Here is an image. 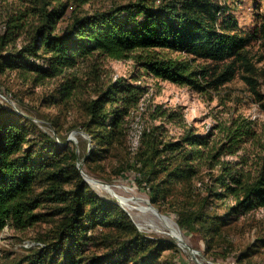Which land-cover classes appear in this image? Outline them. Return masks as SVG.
<instances>
[{"label":"trees","instance_id":"16d2710c","mask_svg":"<svg viewBox=\"0 0 264 264\" xmlns=\"http://www.w3.org/2000/svg\"><path fill=\"white\" fill-rule=\"evenodd\" d=\"M18 1L23 6L7 10L0 26V75L34 72L35 81L52 78L57 86L47 100L62 104L86 86L76 73L87 64L89 82L96 87L81 124L93 145L85 158L89 167L120 157L127 117L140 99V88L130 80L103 78L104 60L133 59L145 74L201 94L232 81L240 68L252 87L257 83L249 47L264 40V16L244 30L211 0L113 1L83 13L76 8L93 0ZM160 129L143 130L136 157L119 158L121 174L136 169L159 210L162 201L182 193L178 226L199 233L207 250L225 247L229 226L264 208V163L249 167L245 154L225 159L257 141L256 132L237 119L224 126L220 141L214 132L198 134L192 128L166 140ZM36 131L32 119L0 100V233L9 220L18 230L56 220L47 234L34 239L38 245L24 248L22 260L6 264H177L162 259L173 247L170 239L141 231L116 200L91 188L77 166L75 148L64 138L60 143ZM199 175L203 181L196 186ZM217 201L224 202L223 213ZM48 205L50 212L39 211Z\"/></svg>","mask_w":264,"mask_h":264},{"label":"rangeland","instance_id":"374dc122","mask_svg":"<svg viewBox=\"0 0 264 264\" xmlns=\"http://www.w3.org/2000/svg\"><path fill=\"white\" fill-rule=\"evenodd\" d=\"M113 1L128 0H93L81 8H76V4L72 3L71 10L76 8L79 13L93 12L95 9L108 7ZM242 2L233 15L240 28L248 30L258 18L264 16V5H260V0ZM18 6H23L18 0H0V26L6 11ZM249 50L255 67L254 76L257 78L254 87L243 78L241 74L245 71L240 68L232 81L203 94L188 86L145 74L133 59L104 60V79L122 76L140 88V99L127 117V142L126 147H121L120 157L130 160L136 157L143 142V130L151 125L160 126L166 140L178 139L186 130L192 128L198 134L214 132L216 140L220 141L224 136L221 133L224 126L237 119L249 122L258 139L250 141L239 154L229 155L225 159L235 161L240 154H245L250 161L249 167L254 168L255 164L264 163V109L261 107L259 95L253 89L256 88L264 100V40L253 42ZM88 70L89 67L85 64L76 73L82 81L87 82L86 86H81L62 104H52L47 100L57 86L56 80L45 78L35 81L34 72H6L0 75V100L20 115L32 119L37 128L36 132H47L60 143L65 139L75 148L79 155L77 166L91 188L105 199L116 200L130 214L141 231L151 236L170 239L173 247L163 253L162 259L172 260L177 264H264V208H256L241 215L229 226L227 247L215 246L207 250L199 233H188L178 226L176 207H181V202L185 199L182 193L176 192L173 197L162 201V208L159 210L152 203L150 191L145 182L141 181L136 169L121 174V168L118 167L120 157L99 160V165L93 164L92 167L86 164L85 158L93 145L81 124L86 118L85 104L96 94L94 82H89ZM132 76H135V79ZM159 112L173 114V117L161 116ZM29 137L32 138V135ZM124 144L122 141V145ZM202 181L199 175L194 184L200 186ZM103 184L116 188L119 197L106 191L101 186ZM197 190L195 189V192L199 193ZM124 198L133 199L130 208L122 205L120 199ZM140 198L147 203L140 202ZM223 203L217 201L220 213L225 210ZM147 207H152L157 213L165 216L167 222L159 219L157 214L149 211ZM51 208L52 205L43 206L39 211L50 212ZM53 220L52 217L25 230L16 229L9 220L0 233L1 261L6 264L8 261L15 263L22 260L27 251L20 245L28 239L42 238L52 228ZM192 252L196 255L193 256Z\"/></svg>","mask_w":264,"mask_h":264},{"label":"built area","instance_id":"2783aa9c","mask_svg":"<svg viewBox=\"0 0 264 264\" xmlns=\"http://www.w3.org/2000/svg\"><path fill=\"white\" fill-rule=\"evenodd\" d=\"M213 3L218 4L220 6V14H234L235 10L241 7V4L243 3L242 1L244 0H211ZM240 3V5H239ZM258 4V3H257ZM260 5L263 6L264 5V0H260ZM263 10V9H262ZM261 10V11H262ZM38 245V242L34 241V240H25L24 244L20 245L23 248H30V247H34ZM199 254V252H197ZM192 255L194 256L195 253L192 252ZM2 257V247L0 245V258ZM0 264H1V259H0Z\"/></svg>","mask_w":264,"mask_h":264},{"label":"bare ground","instance_id":"6f19581e","mask_svg":"<svg viewBox=\"0 0 264 264\" xmlns=\"http://www.w3.org/2000/svg\"><path fill=\"white\" fill-rule=\"evenodd\" d=\"M94 183H96L97 185H98V183L97 182H94ZM96 185V186H97ZM106 191H108L109 193H111L112 195H114V196H118V194H117V190H116V188L114 189L112 186H110V185H108V184H103V185H101ZM102 190V189H101ZM125 190V189H124ZM119 197V196H118ZM117 199V198H116ZM122 202V205L125 207V206H127V207H131L132 206V204L131 203H133V199L132 198H129V199H127V198H124L123 200L122 199H120ZM139 201L141 202H144V203H147V202H145V200L143 201V199H139ZM148 208V210L149 211H151V212H153V213H155V214H157V216H158V218L159 219H161L162 221H164V222H167V218L165 217V216H162V215H160L159 213H157L156 212V210H154L152 207V209L150 208V207H147ZM136 209V208H135ZM159 212V211H158ZM161 213V212H160ZM164 215V214H163ZM170 217V216H169ZM139 222V221H138ZM161 224V223H160ZM157 225V224H156ZM161 227V226H160ZM160 232V231H159ZM179 233V232H178ZM182 233V232H181ZM187 245V244H186ZM189 245V244H188ZM190 246V245H189ZM196 255V254H195Z\"/></svg>","mask_w":264,"mask_h":264}]
</instances>
